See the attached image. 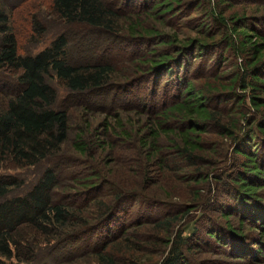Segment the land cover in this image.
<instances>
[{
  "label": "trees",
  "instance_id": "1",
  "mask_svg": "<svg viewBox=\"0 0 264 264\" xmlns=\"http://www.w3.org/2000/svg\"><path fill=\"white\" fill-rule=\"evenodd\" d=\"M24 1L0 0V264H60L86 240H95L90 252L98 264H145L143 256L156 257L152 264H193L191 256L202 251L237 264L263 260L264 13L227 14L244 1L261 8L264 0H48L66 29L36 54L26 53L17 32ZM38 11L35 4L27 11L26 42L39 43L47 32ZM184 25L196 36L180 39L161 29ZM128 49L134 69L126 80L150 83L152 96L162 84L165 96L176 89L170 102L154 108V126L140 147L188 184L194 200L206 190L208 201L170 209L141 191H120L102 170L64 156L69 102L119 89L109 58ZM117 122L124 144L131 134ZM91 130L86 123L73 141L82 158L105 147ZM71 166L77 172L61 193ZM127 203L142 206L130 221ZM156 209L168 213L153 217ZM193 218L186 236L182 227Z\"/></svg>",
  "mask_w": 264,
  "mask_h": 264
},
{
  "label": "rangeland",
  "instance_id": "2",
  "mask_svg": "<svg viewBox=\"0 0 264 264\" xmlns=\"http://www.w3.org/2000/svg\"><path fill=\"white\" fill-rule=\"evenodd\" d=\"M34 4L35 7L37 5V8H39L36 16L47 29L45 36L39 43L33 40L26 42L27 34L32 24L27 11L32 9ZM257 6L258 5L252 4L251 2L244 1L227 15L233 12L252 14L258 11L257 13H259V15L264 13V6L258 9ZM17 14L20 15L21 18V20L17 22V32L26 53L36 54L42 51L66 29L65 23L58 20L52 13L48 0H25L24 3L21 4L19 10H17ZM192 15L194 17L198 15V13L194 12ZM161 29L170 35L178 32V37L180 39L196 36V32L192 29L191 25H184L175 30L170 26L161 27ZM133 50L134 49H128L124 51L125 53L121 50H117L114 51L112 57L109 58V61H112L115 66V73L111 83L117 84L120 87L119 89H115L114 92H107L103 95L88 98L87 102H85L86 99L69 102L71 104L69 111L70 133L67 142L62 147L63 154L66 159L74 165L83 164L89 166L90 164L92 167L102 170L105 178L115 185L116 189L128 192L141 191L142 196L165 202L169 205L168 207L170 209H172V206H174V208L177 206H190L198 204L201 201L203 202L206 199L208 201L210 194H208L206 190L202 191L203 198L201 201L194 200L190 194L191 189L188 184L180 183L175 177L177 174L160 168L157 162L148 159L147 152L140 147V139L154 126V115L156 113L154 108L161 107L166 98L167 101L170 102L174 97L176 89L171 91L169 96H165V87L162 84L152 96L153 86L150 83L141 82V80L137 79L135 76L133 77L135 80H133V78L131 80H126L134 69V66L128 61ZM139 53L142 55V53L145 52L144 50H140ZM89 55H91V53H89ZM94 56H96V54H94ZM227 71H229V67L225 70V72ZM56 86L62 98L65 97L67 91L63 86L58 83H56ZM170 90H172V88H170ZM117 121L122 124L124 130L131 134L130 141L124 144L117 138L122 132ZM86 123H90L91 131H93V135H89L91 136L90 138L96 142H101V146H105L103 148L99 147L98 149H93V156L90 158H82L73 149L75 135ZM229 163L230 161L227 159V161L220 166L224 169L221 170L220 168L211 178L213 184L216 183L215 181L220 177L219 175L228 168ZM76 172V167L71 166L65 168L67 176L63 180L62 184L65 187L63 186L60 189L61 193H64L67 188H71L70 179ZM36 174L37 172H30L27 176L34 178ZM138 183H146L147 186L144 190H140L142 187L138 185ZM126 205V208H131L130 217L128 218L130 221L135 217L142 206H140L139 203H127ZM168 207L166 206V208ZM165 213L156 209L153 211L152 215L153 217H160L167 215L168 212ZM193 216H195V219H200V211H195ZM211 216L213 220L222 222L220 214L212 213ZM195 219L187 220L186 224L182 227L185 230L187 229L185 233L186 236L190 235L192 232ZM221 222L220 225L225 226L224 223ZM203 223L209 224L207 220ZM231 223V225L236 228L240 227L239 220L236 218H231ZM245 226L244 230L247 233L253 234V228L248 224ZM88 241L89 240H86L75 245L73 251L68 250L67 255L64 256L65 258L67 257L66 260L62 261L60 264H98L95 254L90 252L95 240H92L91 245ZM155 260L156 257L150 258L143 256L142 262H145V264H152ZM191 260L193 264H237L234 259L227 258L219 254V252H198L195 256H191ZM239 264H264V259H259L258 261L248 259L245 260V263L241 262Z\"/></svg>",
  "mask_w": 264,
  "mask_h": 264
}]
</instances>
